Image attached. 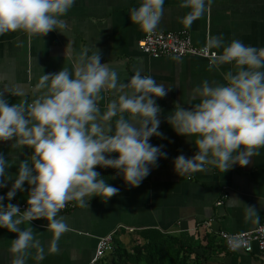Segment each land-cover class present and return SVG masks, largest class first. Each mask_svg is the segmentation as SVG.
<instances>
[{"label": "clouds", "instance_id": "obj_1", "mask_svg": "<svg viewBox=\"0 0 264 264\" xmlns=\"http://www.w3.org/2000/svg\"><path fill=\"white\" fill-rule=\"evenodd\" d=\"M212 0H182L190 9L181 18L190 27L203 16ZM75 0H0V35L24 30L45 34L55 30L64 34L63 17ZM165 0H141L130 10V21L152 34L164 16ZM207 49L223 51L211 63L219 67L233 63L237 71L224 74L227 83L204 80L192 90L199 102L190 108L176 104L167 122L178 135L190 138L196 153L178 155L174 169L181 175L214 166L222 173L234 166H245L258 149L264 147V47L248 46L239 39L225 45L222 36H208ZM70 49L66 47L65 56ZM85 49L73 70L40 76L37 89L45 90L31 100L10 104L0 91V142L14 141L32 154L20 161L14 182L0 195V228L16 233L10 251L12 264H27L30 249L38 258L59 252L61 236L70 230L60 210L70 201L87 207L93 196L107 201L118 187L108 183L97 170L115 169L129 187H137L167 153L150 138L161 136L158 98L170 87L152 75L135 72L127 83L118 72L101 62L99 51L88 55ZM114 90L118 95L101 112V93ZM116 117L114 124L113 118ZM115 153L113 157L110 154ZM16 163L0 153V188L13 180L8 169ZM115 179V176L111 177ZM30 190L26 208L11 203L18 192ZM241 202L238 198H232ZM8 203H4L5 201ZM246 206V205H245ZM249 218L258 215L254 205L246 206ZM45 219L52 238L47 245L36 238L30 222ZM26 224L23 229L20 225Z\"/></svg>", "mask_w": 264, "mask_h": 264}, {"label": "crops", "instance_id": "obj_2", "mask_svg": "<svg viewBox=\"0 0 264 264\" xmlns=\"http://www.w3.org/2000/svg\"><path fill=\"white\" fill-rule=\"evenodd\" d=\"M140 2L75 0L63 17L68 25L64 34L53 30L41 36L18 30L0 35V91L10 104L20 100L31 102L45 91L36 87L41 75L59 72L62 67L73 70L85 49L88 55L99 51L101 62L115 69L124 83L141 71L170 87L166 96L156 100L161 107L158 115L162 135L150 138L153 145L162 146L167 156L157 161V166L137 187H129L115 169L97 166L96 170L109 178L108 183L118 187L119 193L107 201L93 196L88 208L81 207L77 201L68 202L67 206L73 208L60 210L59 215L70 230L61 236L59 252L48 253L46 249L38 258L37 250L30 249L27 264H88L94 257L98 240L114 232V245L117 241L128 253H132L136 242H142L139 234L144 231L174 235L186 232L197 241L202 230L200 224L206 221L210 223L207 233L214 239L212 249L198 251L204 264H264V254L227 252L217 236L219 232L236 235L253 231L260 223L264 212V147L257 150L248 165L234 166L223 173L209 166L204 171L181 175L174 169V160L180 154L189 158L195 155V138L192 142L178 135L167 122L176 104L190 108L199 102L192 95L197 85L204 80L227 83L224 74L238 69L234 62L216 67L197 57L153 59L141 53L138 42L145 32L129 19L130 10ZM181 5L182 0H165L164 16L156 31H186L196 47L206 46L210 34L222 36L225 45L239 39L248 46L264 47V0H212L205 14L190 27L181 20L190 9ZM210 50L219 54L223 48ZM117 95L114 90L101 93L98 105L102 113ZM13 144L12 140L0 142V153L8 160H16L8 169L13 180L0 188V195L11 188L20 161L32 154L30 148L20 149ZM113 176L115 179H111ZM29 190L26 182L25 190L10 202L25 203ZM219 201L223 202L221 206L216 205ZM245 205H254L258 215L249 218ZM47 223L43 218L30 222L36 238L45 246L52 238ZM26 226L20 225L22 229ZM16 235L0 228V264H12L14 254L10 248ZM112 254L99 264H109Z\"/></svg>", "mask_w": 264, "mask_h": 264}, {"label": "built area", "instance_id": "obj_3", "mask_svg": "<svg viewBox=\"0 0 264 264\" xmlns=\"http://www.w3.org/2000/svg\"><path fill=\"white\" fill-rule=\"evenodd\" d=\"M138 49L141 53L153 59L161 57H197L211 63L214 56L217 55V53L207 49L206 46H194L186 31H155L152 34L145 33L138 42ZM225 197L226 196H224V198ZM222 203V201H219L216 205L221 206ZM17 205H19L22 211L26 208V202ZM68 208L73 207L66 206L61 210H66ZM200 225L201 228L203 227L206 231L210 232V223L208 221L203 222ZM114 236L115 232L98 240L94 257L88 264H99L108 254H111L114 251ZM217 236L227 252L234 253L242 251L248 254H264V212L260 223L253 231L236 235L219 232Z\"/></svg>", "mask_w": 264, "mask_h": 264}, {"label": "trees", "instance_id": "obj_4", "mask_svg": "<svg viewBox=\"0 0 264 264\" xmlns=\"http://www.w3.org/2000/svg\"><path fill=\"white\" fill-rule=\"evenodd\" d=\"M199 232L196 241L186 232L174 235L144 231L139 234L142 242L134 244L132 253L116 241L109 264H204L198 251L212 249L214 238L203 227Z\"/></svg>", "mask_w": 264, "mask_h": 264}]
</instances>
